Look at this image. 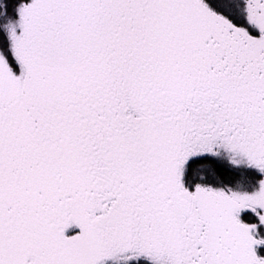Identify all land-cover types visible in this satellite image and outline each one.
Masks as SVG:
<instances>
[{
  "label": "snow or ice",
  "instance_id": "1",
  "mask_svg": "<svg viewBox=\"0 0 264 264\" xmlns=\"http://www.w3.org/2000/svg\"><path fill=\"white\" fill-rule=\"evenodd\" d=\"M0 264H264V0H0Z\"/></svg>",
  "mask_w": 264,
  "mask_h": 264
}]
</instances>
